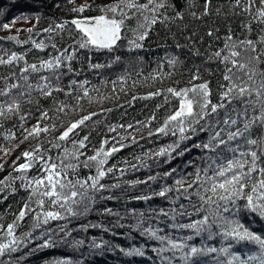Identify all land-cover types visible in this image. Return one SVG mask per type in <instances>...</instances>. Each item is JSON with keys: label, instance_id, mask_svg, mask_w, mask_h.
Wrapping results in <instances>:
<instances>
[{"label": "trees", "instance_id": "16d2710c", "mask_svg": "<svg viewBox=\"0 0 264 264\" xmlns=\"http://www.w3.org/2000/svg\"><path fill=\"white\" fill-rule=\"evenodd\" d=\"M113 2L115 0H0V59L7 60L13 53L24 57L23 60L13 61L12 64L0 65V89L9 93L7 96H0V106L5 109V115L0 116V148L10 150L8 155L0 150V165H3L0 168V181L3 182L0 183V244H9L13 239L17 241L12 245L17 250H6L5 254L0 256V264H168L163 257L172 258L171 264H185L180 259V252H176L174 258L171 250L159 252L160 248H168L169 245L167 242L162 244L150 238L148 233L143 232L145 227L154 231L163 229L157 231V235H166L189 246L217 249L216 252H209L197 258L196 264L226 262L231 259L233 253L241 260H247L250 255H258L259 247L254 243H237L231 237L225 239L224 229L219 227L218 217L217 224L211 229L212 239L207 238V232L196 235L191 229L173 227L201 219L206 213L193 214L190 217L176 215L173 209L180 211L179 205L182 203L187 211H192L191 207H188V201L182 197L176 199L181 195L179 192H169L166 197L155 195L165 186L178 188L174 183L176 179L186 176L187 173L194 174L197 168H205L208 163L206 157L215 156V153L193 146L207 142L210 131L200 132L199 126L193 125L197 127V132L192 133L188 129L184 135L191 138L181 140L175 123L168 126L176 131L175 135L172 131L165 134L157 129L164 126L167 117L179 104V98L168 93V88L180 90L207 81L213 92V103L217 102L221 91L218 85L227 82L223 80L225 65L212 54L223 48V12L228 10L230 5L227 0H213L210 15L195 19L190 13L195 11L199 15L203 0H194V7L190 6L193 0H189L188 5L185 0H178V6H182L180 11L183 19L172 18L175 11L173 8L159 10L157 16L161 22L151 27L148 38L141 42L143 48L128 50V40L135 37L131 31L125 29L122 39L112 52L78 49L80 34L71 24V20L99 15L98 5ZM169 2L177 3V0ZM85 3L92 5L91 9L83 13L72 11ZM217 8L222 9L220 15L216 12ZM14 18L16 22L13 24ZM242 19L247 17H230L228 21L235 30V36L240 39L253 35L238 29L237 24ZM4 23H8L10 27L4 29ZM127 23L135 26L134 21ZM57 24L64 27L57 28ZM254 26L258 36V22H254ZM29 28L32 29L31 32L27 31ZM49 28H52L51 32L45 31ZM216 28L220 31L215 32ZM209 30L214 32L211 37L207 35ZM11 36L16 39H8ZM32 41L43 43V50L37 49ZM66 49L67 54L73 55V60L63 61L62 67L57 71L65 75L59 82L53 81L64 91H54L52 97L45 98L37 90H33L30 96L19 97L17 89L6 87L11 83L23 85L24 81L20 78L22 75L29 76V83L33 85L40 83L39 76H51V71L41 69L39 73H32L31 70L22 73L21 69L33 63L39 66L41 61L53 59L65 53ZM224 54H227V50L222 53ZM86 56L90 59H86ZM115 56L121 57L120 62L107 67ZM171 58L177 59L174 66L168 63ZM90 63H100L105 67L92 69L89 67ZM68 65L74 69L73 72L67 71ZM193 75L200 78L193 81ZM4 77L9 79L5 81ZM72 80L77 83L72 85ZM84 81L88 83L81 88L80 84ZM85 88L89 92L88 97H83ZM157 91L161 95L143 99L149 93ZM69 92L70 95L67 94ZM77 97L82 98L78 101ZM14 99L20 103V108L7 112V104L12 103ZM29 99L31 103H28ZM61 104L67 107L64 112H57L56 108ZM157 105L161 107L157 109ZM42 111L48 112L49 119L40 118ZM223 111L221 110V118ZM92 113L96 115L70 134L69 140H58V136L68 125ZM21 116L25 119L21 120ZM153 116L155 119H152ZM204 123L201 121V124ZM37 124L49 127L50 131L24 139L28 135L25 130L30 131ZM53 124L56 125L55 130L51 129ZM121 125L123 127H120ZM128 125L132 127L129 128ZM242 126L241 124L240 127ZM110 127H114L115 131H109ZM219 127L228 129V126L223 124L219 125L218 129ZM234 129L235 126L231 130ZM85 135L88 139L85 141L86 147L80 149L84 154L79 157V162L66 161L79 163L75 172L70 173L69 178L74 181H85L97 175L96 162L89 161V167H84L83 161L95 155L101 147L104 151L113 147L120 149L108 157L103 165L106 175L99 183L104 184L105 189L88 190V195L94 200V203L89 204L90 210L84 213V204H71L70 201L65 207H60L59 203L53 205L47 197L32 195L29 198V181L47 174L44 171L45 160L49 165L59 164L63 159L64 149L69 152L74 150L71 141L83 139ZM222 137L226 140V133H222ZM105 141L107 143H104ZM239 142L243 145L242 140ZM236 143L232 142L231 146ZM53 144H60L61 147L53 148ZM177 144L179 147H176ZM38 146L40 151L35 153L32 159L33 166L27 171H17L20 164L29 162L22 153L32 151ZM161 150H164L163 155H160ZM223 150L224 146L217 149L224 155H231ZM181 151H184L183 155H179ZM40 156L45 157V160L38 159ZM48 157L52 159L49 160ZM99 159H103V156L98 157ZM189 161L192 162L191 166ZM108 168L113 171L107 172ZM173 169L176 171L173 172ZM166 172L171 175L165 176ZM149 177L156 179L149 180ZM186 179L191 182L192 177ZM136 181L147 183H134ZM88 183L91 181L88 180ZM117 184L119 187H113ZM32 187L36 185L33 184ZM97 187L99 188V185ZM191 191L190 189L189 192ZM146 195L152 198L136 199ZM39 199L44 200L43 206L37 203ZM192 203L201 202L193 196ZM25 204L29 205L27 209L24 208ZM245 204V199H237L235 207L229 204L230 212L223 215L238 221L249 231L264 238V219L247 210ZM69 206L75 215L67 211ZM207 207L205 205V208ZM105 209H111V213ZM21 210L26 213L23 220L19 219ZM161 210L168 215H163ZM48 211L59 212L62 218H49L45 224L44 214ZM140 213L144 215L141 216ZM174 215L175 219L172 218ZM211 222L210 217L209 223ZM8 225H14L12 236L8 235ZM188 236L193 239L187 240ZM81 241L82 243H78ZM45 243L49 246L43 247ZM137 248L144 252L143 256L126 254ZM221 248H228V253H221ZM188 251L189 248L184 249L185 253ZM233 264H240V261H233ZM248 264H258V261L248 260Z\"/></svg>", "mask_w": 264, "mask_h": 264}, {"label": "snow or ice", "instance_id": "6c2138e0", "mask_svg": "<svg viewBox=\"0 0 264 264\" xmlns=\"http://www.w3.org/2000/svg\"><path fill=\"white\" fill-rule=\"evenodd\" d=\"M73 2V0H69ZM230 7L228 10L223 12L225 21V33L223 39V48L215 51L212 55L220 63L225 65L223 72V80L227 83L219 84L218 87L221 89L218 95V100L213 103L212 100V89L210 83L205 81L199 84H192L191 87L176 90L173 88H168L167 92L172 96L179 98L178 107L167 117L164 126L157 129L160 133L167 134V131H172L175 135L176 131L169 129V125L175 123L176 128L180 133L181 140L190 139L191 137L185 136V132L190 129L192 133L197 132V127L199 126L200 132H208L211 134L207 142L202 145L197 143L193 145L196 148H201L202 150H207L209 152L215 153V156H208L206 160L208 161L207 166L203 169L197 168L196 172L187 173L186 176H182L174 181L178 188H173L169 186L163 187V189L155 195L160 197H166L169 192H179L181 195L176 197L177 200L181 197L188 201V207H191L192 211H187L185 204H180L179 209H173L176 215L180 216H192L193 214L200 215L201 213H206L201 219L194 220L188 224L173 225V227H179L181 229H191L196 235H200L203 232L208 233V239H212V231L214 225L217 224V217L220 220L219 227L224 229L223 236L225 239L231 237L236 240L237 243L241 241H247L254 243L259 247L258 255H250L247 260H241L236 254H231V259L225 261H218V264H233V261H240V264H248V260H256L258 264H264V238L257 235L247 228H245L238 221L226 217L223 213H229V204L235 207L237 199H245L246 204L244 207L254 213H257L262 219H264V0H227ZM213 0H203L201 5L202 11L199 15L197 12L193 11L190 13L195 19H201L202 17L210 15V9ZM185 4H189V0H185ZM194 7V0L190 4ZM90 4H81L79 7L73 8L72 11L77 13H83L87 9H91ZM177 3H170L169 0H115L113 3H106L103 5H98L97 10L99 15L92 17H85L82 19H73L71 24L75 26L80 34V40L77 42L78 49L87 50H98L112 52L118 41L122 39V35L125 29L131 31L134 35V39L128 40L129 51L143 48V41H145L149 36V30L152 26L161 22L157 16V13L161 9L167 10L168 8H173L172 18L183 19L182 12ZM216 12L218 15L221 14L222 9L217 8ZM150 14V15H149ZM161 15H163L161 13ZM241 15L247 17V19H242L238 22L237 27L241 31L249 34L251 36H245V38L240 39L235 36V30L228 23L230 17H240ZM167 19V17H165ZM128 21H134L135 26L128 24ZM16 22V18L13 19L12 23ZM254 22H258L259 34L256 33V28ZM4 29H8L10 25L4 23L2 25ZM57 28H63L62 24H57ZM31 32L32 29H27ZM45 31L51 32L52 28L45 29ZM215 32H219L220 29L216 28ZM213 30H209L207 35L209 37L213 36ZM219 38V37H217ZM8 39L15 40V36L8 37ZM37 49L43 50V43H36L32 41ZM55 47V45H53ZM179 47V45H177ZM227 50V54L222 55V53ZM65 53L58 55L50 60H43L40 62L39 66L35 63L27 65L21 69L22 73H27L31 70L32 73H39L41 69L51 71V76H39L40 83L33 85L29 83V76L22 75L20 78L24 81V84L11 83L6 85L11 89L18 90L19 97L30 96L33 90H37L42 97H52L53 92H62L63 88L57 87L53 81L59 82L61 77L65 75L63 72H59L62 67L63 61H72L73 55ZM211 58V57H210ZM23 56H17L15 53L7 59H0V65L12 64L13 61L23 60ZM86 59H90L86 56ZM121 57L115 56L111 63L107 67H111L112 64L120 62ZM168 63L170 65H175L177 63L176 58L169 59ZM230 65V66H229ZM67 71L73 72L74 69L68 65ZM89 67L92 69H100L105 67V65L100 63H90ZM14 75V74H13ZM200 77L198 75H193L192 80H197ZM5 81L9 77L3 78ZM123 79V77H120ZM77 81L72 80L71 84L75 85ZM88 81H84L80 84L83 88L84 84ZM23 89V90H21ZM9 93L4 89H0V96H7ZM67 94H71L70 92ZM161 93L159 91L154 93H149L148 96L143 97V99H149L153 96H159ZM89 92L85 88L83 91V97H88ZM82 97H77L79 101ZM133 99H137L133 97ZM235 101V103H234ZM31 103V100H28ZM67 105L61 104L56 108L57 112H64ZM157 109L161 105L156 106ZM20 108V103L17 100H13L12 103L7 104L6 111L14 112ZM221 110L223 111V118H221ZM111 111V109H109ZM5 115V109L0 106V116ZM93 115L84 116L79 121L71 123L63 130L58 136L59 141H67L70 139V134L85 124L86 121L90 120ZM41 119H49L48 112H41ZM21 120L25 117L21 116ZM155 119V116L152 117ZM204 121V124H201ZM227 125L228 129L219 127V125ZM243 125L240 127V125ZM187 125V127H186ZM235 126L234 130H231ZM120 127H123L121 125ZM129 128L132 125H128ZM56 125H51V129L55 130ZM218 129V130H217ZM28 135L24 137L27 139L28 136H39L42 132L47 133L50 128L45 126L41 127L39 124L32 127ZM109 131H115L114 127H110ZM222 133H226L227 139L222 137ZM88 136L85 135L83 139L72 140L74 150L69 152L64 149L63 159L60 163H51L50 165L45 160V157L40 156L38 159L45 160L44 171L47 173L45 176L39 179L30 180L28 187L31 189L32 195H38L42 197H47L53 205L59 203L60 207H65L71 202V204H84V213L90 210L89 204L94 203L92 197L88 195L89 188L94 190L105 189L104 184H100L101 178L105 177L106 172L103 170V165L107 162L108 157L112 156L113 153L119 151V148L113 147L109 151H104L101 147L95 155L89 156L83 161L84 167H89V161L96 162L97 165V175L95 177H89L88 180L81 181L79 179L73 180L70 177L71 172H75L79 163L66 162L75 160L79 162V157L84 153L80 151L86 147L85 141ZM243 141V145L239 141ZM237 142L235 146H231L232 142ZM23 142V141H21ZM104 143H107L105 141ZM221 146H224V152L230 153L231 155H224L223 152L217 151ZM53 148H60V144H53ZM123 147V146H122ZM171 147V146H170ZM179 147V144L176 145ZM5 155L9 154L8 149L0 148ZM190 151V149H185ZM39 146L32 151H24L22 156L28 158V163L20 164L16 169L17 171H27L32 165V159L35 153L39 152ZM164 154V150H161L160 155ZM184 151H181L179 155H183ZM103 156V159L98 157ZM19 159V157H17ZM47 159H52L48 157ZM15 163V162H14ZM192 162L189 161V166ZM3 165H0L2 168ZM112 168H108L107 172H112ZM173 172L176 169L172 170ZM211 171V175H209ZM203 173V175H202ZM171 175L170 172H166L165 176ZM186 177H192L191 182H188ZM156 177H149V180H155ZM210 182V183H209ZM0 183H3L0 181ZM134 183H147V181H136ZM35 184L36 187H32ZM99 185V188L97 187ZM186 185V186H185ZM207 185V186H206ZM113 187H119V185H113ZM43 189V191H41ZM192 190L189 192V190ZM247 189V191H246ZM187 193V195H184ZM196 196L201 202L199 204L192 203V197ZM79 197V199H76ZM151 196H140L136 199L149 200ZM103 199V197H102ZM112 199V197H108ZM87 201V203H86ZM62 202V203H61ZM37 203L41 206L44 204L43 199H39ZM205 205L208 207L205 208ZM215 206V207H213ZM28 204L24 205L27 209ZM222 210V211H221ZM69 213L73 212L71 206L67 208ZM106 212L111 213V209H105ZM162 211V210H161ZM25 211L21 210L19 213V219L23 220L25 217ZM162 214L167 216V212ZM141 216L144 213H140ZM43 223L47 224L50 219L62 218L59 212L48 211L44 214ZM210 217L212 222L209 223ZM175 219V215L172 217ZM233 225H235L233 227ZM122 226V225H121ZM14 225H8V235H13ZM39 227V224H37ZM63 230V229H62ZM157 231H163V229H158L156 231L145 227L143 232L148 233L150 238L160 241L162 244L167 242L168 248H160L159 252L172 251L173 258L176 252L182 253L180 259H182L185 264H196V259L202 255H206L209 252H216V248L201 249L195 246H189L183 242H177L166 235H157ZM143 234V233H142ZM219 234V233H218ZM187 240L193 239L192 236L186 237ZM17 241L13 239L9 244H0V256L5 254L6 250L15 252L17 249L12 247ZM78 243H82L78 242ZM43 247H48L49 245L45 243ZM98 246V245H97ZM185 248H189L188 252H184ZM157 251V249H153ZM221 253H228V248H221L219 250ZM127 255H139L143 256L144 252L139 248L129 251ZM162 259L167 260L168 264H171V259L169 257H163ZM60 264H67V262H60Z\"/></svg>", "mask_w": 264, "mask_h": 264}, {"label": "rangeland", "instance_id": "374dc122", "mask_svg": "<svg viewBox=\"0 0 264 264\" xmlns=\"http://www.w3.org/2000/svg\"><path fill=\"white\" fill-rule=\"evenodd\" d=\"M89 17H92V16H89ZM83 18H85V17H83ZM80 19H82V18H80Z\"/></svg>", "mask_w": 264, "mask_h": 264}]
</instances>
